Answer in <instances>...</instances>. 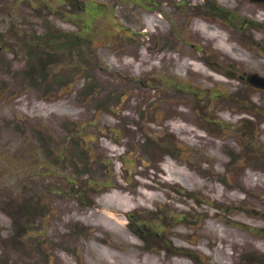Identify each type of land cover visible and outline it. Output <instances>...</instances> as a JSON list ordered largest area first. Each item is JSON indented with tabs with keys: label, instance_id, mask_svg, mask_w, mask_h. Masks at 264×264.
Wrapping results in <instances>:
<instances>
[{
	"label": "rangeland",
	"instance_id": "374dc122",
	"mask_svg": "<svg viewBox=\"0 0 264 264\" xmlns=\"http://www.w3.org/2000/svg\"><path fill=\"white\" fill-rule=\"evenodd\" d=\"M206 1L0 0L2 39L24 42L0 50V264H224L217 234L264 253V91L247 81L264 77V21ZM90 2L107 12L82 28ZM81 29L93 40L66 52L30 46ZM119 193L133 201L107 224Z\"/></svg>",
	"mask_w": 264,
	"mask_h": 264
},
{
	"label": "bare ground",
	"instance_id": "6f19581e",
	"mask_svg": "<svg viewBox=\"0 0 264 264\" xmlns=\"http://www.w3.org/2000/svg\"><path fill=\"white\" fill-rule=\"evenodd\" d=\"M250 11L253 12L254 17H259L261 19H264V8L260 7V5H255V8L250 9ZM199 29L202 32V34L204 35L203 37L205 40L218 39L219 41L223 42V44L225 46V51L231 52V53H237L238 52V49L234 45L227 43V41L231 39L230 36L227 37L226 35H222L223 37H219V36H217V35H219L217 33H210L209 31L211 30V28L208 26H204V27H201ZM234 38H235V36L232 35V39H234ZM240 55L242 56L241 59H243L246 62H249V60H245L246 55H244V54H240ZM243 60H241V61H243ZM253 62L257 63L256 60L255 61L253 60ZM244 64H247V63H244ZM187 66H188V62L184 61L182 64V67L186 68ZM194 71L198 72L197 70H194ZM206 78L210 81L215 80L213 78V76H211V75H207ZM234 111L237 112L238 110H234ZM228 117H231V116L228 115ZM182 129L183 128L180 127V128H178V131L182 132ZM193 136H194L193 138H200V136H198L196 134H194ZM227 146L229 147L230 145H227ZM218 162H219V164H222L221 160H218ZM165 169H163V171L165 173H167V171H172V165L165 167ZM251 176H252L251 174H247L245 176L246 180L249 183L251 181H254V180H252ZM257 181H259V179H257ZM113 197L115 198V202L111 201V203L108 204L109 207L105 208V209L111 211L113 214L109 217L107 214H103V216L105 217V220L107 221V224H114L115 216H118L119 214L122 213L120 207H117V206H120V202H121V206H124V205L128 206L130 204V201H133V200H130V198L128 196H123L121 193L115 194ZM152 198H153V194L151 192H145L141 195V202L139 204H145L146 201L151 200ZM233 199L235 200L236 198L233 197ZM110 206H115V208H112ZM252 210H253V214L255 217L262 218V215H261L262 212L259 213V211H256L254 208H252ZM235 212L236 213L240 212L238 207L235 208ZM103 213H105V212H103ZM213 215H215V213H212V216ZM214 229H216V226H215V224L211 223L210 227L207 229V234H209V233L211 234L212 232H215ZM216 237L218 240L217 242L220 243V246L216 249L215 254L217 256H219L221 259L226 260L225 262H223L224 264H229V263L230 264H253L251 258L244 257L242 259L243 256H246L247 253L252 251L251 248L253 246L256 247L252 241L245 239V236L232 235V234H228V235L227 234L226 235L217 234ZM261 245L264 247V244H261ZM231 251H232V253H231ZM238 252H240V253H238ZM236 256H238V257H236ZM204 264H209V263H204Z\"/></svg>",
	"mask_w": 264,
	"mask_h": 264
}]
</instances>
